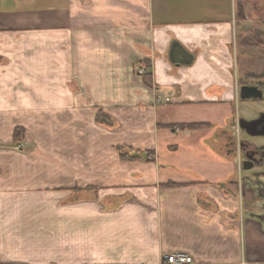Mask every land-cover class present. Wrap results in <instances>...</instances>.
I'll return each mask as SVG.
<instances>
[{"label":"crops","instance_id":"0c3cea01","mask_svg":"<svg viewBox=\"0 0 264 264\" xmlns=\"http://www.w3.org/2000/svg\"><path fill=\"white\" fill-rule=\"evenodd\" d=\"M255 3L0 0V264H164L172 253L264 264V219L252 216L264 211L230 196L233 161L207 143L219 128L188 153L209 163L201 174L160 160L187 134L160 127L174 112L223 118L236 105L237 23L257 18ZM174 40L191 65L170 62ZM119 145L155 154L124 162ZM172 171L191 178L164 177ZM167 180L183 185L160 190ZM90 184L135 193L76 196Z\"/></svg>","mask_w":264,"mask_h":264},{"label":"rangeland","instance_id":"374dc122","mask_svg":"<svg viewBox=\"0 0 264 264\" xmlns=\"http://www.w3.org/2000/svg\"><path fill=\"white\" fill-rule=\"evenodd\" d=\"M261 5V6H259ZM254 8H252L253 10L251 11V13L253 14L255 20L254 21H247L244 24H238L237 23V37H236V42H235V59H236V67H235V73L238 75L236 76V82L240 81V77H241V73H246L247 69L250 68H259L260 66H264V44L260 43L259 44V37L255 36V32L259 31V32H264V19L259 18V17H264V0H256V3L253 5ZM260 14V15H259ZM261 23L260 25L257 23ZM262 39V41L264 42V38L260 37ZM252 66V67H249ZM263 104H261L260 102H249L247 104H243V103H236V105L231 107L230 112L227 114L225 113L224 117L221 118V116H217V114L215 115V118L212 116V114H205L201 117H199L198 115H196L195 113H192L194 111H187L184 109L185 112H182L180 115H174L176 114L175 112L173 113V116L171 117L170 121H175L172 123V125H177V124H197V123H202V124H206V126L204 127H199L196 129H185L186 133L185 136L183 138H180V136H175L171 141V143H173V145H176V147H178L177 153L174 152L172 154H166L168 151V149H166L164 152L161 151L160 154V160L163 162L166 160H170L171 162H173L174 157H178V159L180 160V163L182 164V166H178V164L174 163V168L176 169H180L181 172L182 171H187V169H191L193 170V172L196 175L201 174V172H203V170H206L207 165H209L208 162L203 161V157H201L200 154H198V159H192L191 157L188 155V153H192L193 151L196 150H201V141L200 138L202 136H207L209 134H211V129L209 130L210 126L214 127V128H219L218 133H220L223 129L230 131V129L232 130L231 132L236 131L237 129L235 127L234 128H230V124L232 122V119L236 116H244V117H249L251 116L253 113V111H256V109L262 107ZM190 109L192 110V107H190ZM178 112V111H177ZM180 112V111H179ZM189 112V113H187ZM226 112V111H225ZM198 113V112H197ZM199 114V113H198ZM227 114V115H226ZM106 116H101L99 118V121H107ZM174 128V127H170ZM178 128V127H177ZM180 130V128H178ZM183 130V129H181ZM234 130V131H233ZM14 132V131H13ZM217 133V134H218ZM26 134L24 132V135L22 137V142L25 138ZM242 136V135H241ZM20 138V137H19ZM207 143H209L211 145V147L215 148L217 151H219V154L224 155V152L221 150H218L220 144H221V140H219V136L217 135V137L212 138V136L207 139ZM21 141L17 140L14 141L13 140V135H12V142L14 143V149L16 150H21ZM200 141V142H199ZM224 142V141H223ZM257 143H264V138H260ZM121 146V148H116L115 150L118 154L120 152H122L123 154H137V152H135V150L133 148H128L126 146L123 145H119ZM117 146V147H119ZM164 148H166L165 146H163ZM147 150V149H145ZM145 152H153L151 150H147ZM145 152H141L140 153V160L138 161H142V160H150L154 157V152L153 154L149 155L146 154ZM193 155H196L195 153ZM200 155V156H199ZM182 157V158H181ZM120 159V157H119ZM121 160V159H120ZM125 162V161H124ZM130 162V161H127ZM132 162H136V161H132ZM228 169L230 171V173H233L235 170V175H237L238 172V167L237 164L233 165L231 162L228 165ZM155 170V169H154ZM177 173H175V171L172 172H165L164 173V177L166 178H170V179H184V178H191L190 175L186 174H180V172L176 171ZM156 171H153V174H155ZM193 173V174H194ZM168 183H174L171 182L169 180H167L166 182H162V183H158L157 187L160 190H166V189H176L181 187L183 184H180V186L178 187H163L162 185L168 184ZM178 184V183H175ZM227 184V183H226ZM127 187H131L127 186ZM134 191H128L126 189L124 190H112V187L108 186V185H97V184H90L88 186H86L85 188L81 189L76 187L75 189V193L76 196H85V195H89V196H131V193ZM135 193V192H134ZM132 193V194H134ZM251 199L252 196H250ZM109 204H116L114 201H112V199L110 198ZM258 209L257 206L253 205L252 209ZM263 208V207H262ZM261 237V236H260ZM260 243L262 244V246H264V240L263 239H259ZM259 243V244H260Z\"/></svg>","mask_w":264,"mask_h":264},{"label":"flooded vegetation","instance_id":"af4514ba","mask_svg":"<svg viewBox=\"0 0 264 264\" xmlns=\"http://www.w3.org/2000/svg\"><path fill=\"white\" fill-rule=\"evenodd\" d=\"M237 83V96L239 87L243 85L256 87L262 94L260 99L241 100L237 97L238 103L260 102L263 106L253 111L254 114L249 117L239 115L234 117L230 128L235 130L236 127L237 132L223 129L218 133L219 140L222 141L218 150L223 151L238 167V174L229 182L230 196H264V143H257L264 137H251L240 128L241 119L254 120L259 115L264 119V66L247 69L246 73H241L240 81ZM263 125H260L256 131H262Z\"/></svg>","mask_w":264,"mask_h":264},{"label":"water","instance_id":"95a60500","mask_svg":"<svg viewBox=\"0 0 264 264\" xmlns=\"http://www.w3.org/2000/svg\"><path fill=\"white\" fill-rule=\"evenodd\" d=\"M168 54L170 62L176 66L191 65L194 58L193 55H191L178 41L175 40L171 42ZM238 97L241 100L260 99L262 94L256 87L243 85L239 87ZM263 122L264 119L261 115L254 120L241 119L240 128L251 137H264V129L262 131H256L260 125H263ZM252 198L253 205H256L257 208L259 207V211H264V196H252ZM252 216L257 218L259 222L262 221L263 223L262 219H264V213H252Z\"/></svg>","mask_w":264,"mask_h":264},{"label":"trees","instance_id":"16d2710c","mask_svg":"<svg viewBox=\"0 0 264 264\" xmlns=\"http://www.w3.org/2000/svg\"><path fill=\"white\" fill-rule=\"evenodd\" d=\"M236 16L238 17V18H241V19H243V17H244V13H243V5H242V3H239L238 5H237V9H236ZM255 36H257V37H259V44L260 43H262V44H264V42L262 41V39L260 38V37H262V38H264V32H259V31H257V32H255ZM103 115H105V114H103V112H101V111H99L98 112V114H97V120H99V118L101 117V116H103ZM204 126H206V124H202V123H197V124H177V125H172V124H168V125H160V127H162V128H170V127H178V128H180V129H196V128H199V127H204ZM23 135H24V130L21 128V127H16L15 129H14V132H13V140L14 141H17V140H22V137H23ZM20 137V138H19ZM116 148H121V146H119V147H116ZM135 150V152H137V154H123L122 152H120V154H119V157H120V159L122 160V161H125V162H127V161H130V162H132V161H138V160H140V153L141 152H145V151H147V150H145V149H140V148H138V149H134ZM146 154H153V152H145ZM163 187H178V186H180V184H175V183H168V184H165V185H162Z\"/></svg>","mask_w":264,"mask_h":264},{"label":"built area","instance_id":"2783aa9c","mask_svg":"<svg viewBox=\"0 0 264 264\" xmlns=\"http://www.w3.org/2000/svg\"><path fill=\"white\" fill-rule=\"evenodd\" d=\"M192 258L182 253H172L165 256L164 264H192Z\"/></svg>","mask_w":264,"mask_h":264}]
</instances>
